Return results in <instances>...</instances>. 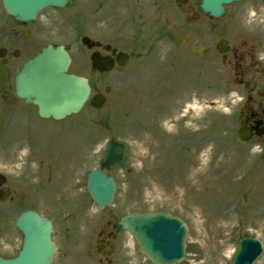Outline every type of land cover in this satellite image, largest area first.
Masks as SVG:
<instances>
[{"label": "rangeland", "instance_id": "rangeland-1", "mask_svg": "<svg viewBox=\"0 0 264 264\" xmlns=\"http://www.w3.org/2000/svg\"><path fill=\"white\" fill-rule=\"evenodd\" d=\"M127 1L112 0L108 19L94 4H87L81 12L84 33L110 37L122 50L134 48V42L142 38L150 41L152 48L146 49L141 65L134 59L124 73L91 74L89 55L81 53V43L75 42V21H67L75 11L71 7L60 10L58 14L65 16L57 15L51 24L48 19L56 14L43 17L47 21L44 35L39 40L32 37L23 41L19 48L22 55L12 59L13 69L47 43L66 45L73 58L72 72L88 76L101 92L107 86L113 91L104 109H87L62 121L41 119L22 108L15 117L6 107L11 108L13 92L0 97V173L7 176L6 185L14 190L13 199L0 204V254L10 255L11 248L20 245L22 237L14 222L30 208L56 222V264H98L96 261L103 258L95 248L99 230L107 221L138 211H167L188 224L187 256L181 264H231L238 240L244 235L259 239L264 246L261 151L257 145L237 139L239 98L223 89L220 62L201 61L182 45L188 34L192 42L202 40L200 33L206 23L200 28L201 23L188 22L182 8L173 10L162 0ZM193 3L199 9L200 0ZM261 7L264 10V0L230 6L220 21L228 22L248 9L249 17L243 19L264 18L256 15ZM8 20L11 22L0 0V47L14 51L19 45L7 40ZM199 20L209 19L202 16ZM256 22L260 28L264 26V22ZM172 36L174 45L165 38ZM207 38L209 41L212 35ZM35 41L40 44L33 47ZM186 73L188 87L176 88V77ZM178 95L189 96L190 105L177 104ZM112 137L128 142V160L122 168L109 172L117 182L115 202L100 211L87 194L85 178L91 169L100 168ZM15 141L22 151L8 146ZM27 154L43 159L48 166L40 170L36 163H27ZM48 167L56 173L54 177L71 174V179L62 185L58 179V189L47 181ZM69 216L72 220L65 223ZM120 237L122 256L115 262L151 264L130 235ZM88 249L94 253L89 261L83 253ZM255 264H264V253Z\"/></svg>", "mask_w": 264, "mask_h": 264}, {"label": "water", "instance_id": "water-1", "mask_svg": "<svg viewBox=\"0 0 264 264\" xmlns=\"http://www.w3.org/2000/svg\"><path fill=\"white\" fill-rule=\"evenodd\" d=\"M239 0H203L202 10L213 17L224 15V4ZM69 0H4L8 12L18 20L28 21L47 6L65 7ZM84 43H89L87 38ZM5 51H0V57ZM119 54V64L124 66L126 59ZM94 67L100 71L113 68L112 59L92 56ZM6 63V60L3 61ZM0 62V93L10 84V72ZM71 63L64 47L45 48L35 58L27 61L22 70H16L14 86L16 94L39 107L43 117L63 119L79 113L88 101L91 88L88 80L68 74ZM110 89H106L109 92ZM95 108H102L106 99L96 95L91 101ZM243 140H247L241 137ZM127 145L117 139L108 143L102 165L108 170L121 166L126 159ZM3 177H0V186ZM88 190L100 209L110 207L114 200L116 187L111 177L101 170H93L88 175ZM10 196V190L0 191V201ZM16 227L24 234V245L19 256L13 260L0 258V264H50L55 252L51 241L52 225L34 211L22 213L16 221ZM128 230L137 240L140 251L154 264L181 263L186 256L187 226L178 218L166 213H143L123 217L114 225V230ZM263 253L261 243L251 237H243L232 264H254Z\"/></svg>", "mask_w": 264, "mask_h": 264}, {"label": "flooded vegetation", "instance_id": "flooded-vegetation-1", "mask_svg": "<svg viewBox=\"0 0 264 264\" xmlns=\"http://www.w3.org/2000/svg\"><path fill=\"white\" fill-rule=\"evenodd\" d=\"M155 1L157 2V0ZM168 1L164 0L166 3ZM173 1H177L181 5L180 2L183 0ZM186 1L188 2L189 0ZM74 2L77 16L80 15L82 8L89 3L94 4L97 2L99 7L109 5V0H74ZM140 2H143V0H140ZM257 13L260 14L259 11ZM260 22H264V19L260 18ZM30 25V23L23 24L14 20L8 23V34L9 37L13 38L14 44L22 36L29 34ZM219 25L208 21L206 29L203 27L201 34L204 50H210L211 58L214 57L220 62V68L224 71V89L234 91L236 95L242 96L238 109L239 125L237 130L242 127L245 128L249 132L250 137H253L252 142L264 149V37L262 36L264 35V26L260 28L256 20L250 21L248 19H238L234 21L233 25L226 28ZM220 27L222 28L218 31ZM209 35H212V38L207 41V36ZM98 41H100L98 50L105 56L111 55V52H106L107 47L104 40L99 39ZM147 47V43L142 41L141 43L137 42L135 49L141 48L145 50ZM132 51H125L130 56L129 61L133 57ZM135 56L138 59L143 58L142 53H137ZM178 99L183 101L184 98L179 96ZM23 110L34 115L37 108L34 105H26ZM17 142L15 141L9 146L19 149L18 145H16ZM28 155L31 156L30 154ZM68 221H70V218L65 219V222ZM52 222L56 225L53 218ZM56 235L57 232L55 233V241L58 243ZM118 241L119 235H114L110 228L101 229L97 240V255L102 256L108 264H118V260L115 262V258L118 259L120 256ZM18 252L19 249L14 251L11 257H15ZM58 252L59 247L56 257ZM87 253L94 256L91 249H88ZM99 263L104 264L103 259L99 258Z\"/></svg>", "mask_w": 264, "mask_h": 264}, {"label": "clouds", "instance_id": "clouds-1", "mask_svg": "<svg viewBox=\"0 0 264 264\" xmlns=\"http://www.w3.org/2000/svg\"><path fill=\"white\" fill-rule=\"evenodd\" d=\"M257 148H258V146H257ZM255 150V149H254Z\"/></svg>", "mask_w": 264, "mask_h": 264}]
</instances>
